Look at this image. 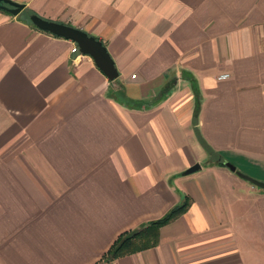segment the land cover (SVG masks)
I'll list each match as a JSON object with an SVG mask.
<instances>
[{
    "label": "crops",
    "instance_id": "0c3cea01",
    "mask_svg": "<svg viewBox=\"0 0 264 264\" xmlns=\"http://www.w3.org/2000/svg\"><path fill=\"white\" fill-rule=\"evenodd\" d=\"M12 1L24 7L0 9V264H95L184 196L156 246L100 264H264V188L218 163L264 181V0ZM30 14L101 40L118 77ZM121 87L137 108L107 96Z\"/></svg>",
    "mask_w": 264,
    "mask_h": 264
},
{
    "label": "trees",
    "instance_id": "16d2710c",
    "mask_svg": "<svg viewBox=\"0 0 264 264\" xmlns=\"http://www.w3.org/2000/svg\"><path fill=\"white\" fill-rule=\"evenodd\" d=\"M31 13V12H30ZM55 36V35H54ZM193 83V82H192ZM172 86H165L157 99H153L147 102H140L139 106L134 105L132 100L128 99L124 91L121 88L118 89H110L107 93V96L112 98L114 101L119 104L126 106L128 108H137L140 106L151 107L153 105L158 104L162 99H164L167 94L170 92ZM198 100V98H197ZM199 109V100L196 102L195 110H194V119L193 122L196 124L197 113ZM200 142L202 146L206 149V151L211 155L213 151L211 148L204 142L203 139L200 138ZM219 164H224L223 160H218ZM190 199L188 196H184L183 199L172 206L166 213H164L159 218L150 220L141 224L139 227L126 230L121 232L113 241L111 246L107 249V251L102 255L100 260H98L95 264H100L101 262H110L118 257H122L125 255L133 254L145 249L152 248L158 244L159 241V230L162 226L166 225L170 221L174 220L176 217L184 213L189 205Z\"/></svg>",
    "mask_w": 264,
    "mask_h": 264
},
{
    "label": "water",
    "instance_id": "95a60500",
    "mask_svg": "<svg viewBox=\"0 0 264 264\" xmlns=\"http://www.w3.org/2000/svg\"><path fill=\"white\" fill-rule=\"evenodd\" d=\"M23 7V4L14 2L12 0H0V9L9 12L12 15H17L23 9ZM29 20L36 28L40 30L73 41L77 45L78 51L82 54L90 56L94 64L106 75L109 80H115L118 77V71L115 67L114 61L101 40L89 35L78 27L53 20H47L38 16L37 14H30ZM224 164L241 178L246 179L260 188H264V181H259L236 170L235 166L229 161H224ZM199 167L200 165L195 163L187 168L184 171V174L192 173Z\"/></svg>",
    "mask_w": 264,
    "mask_h": 264
},
{
    "label": "built area",
    "instance_id": "2783aa9c",
    "mask_svg": "<svg viewBox=\"0 0 264 264\" xmlns=\"http://www.w3.org/2000/svg\"><path fill=\"white\" fill-rule=\"evenodd\" d=\"M72 52H74V53L79 52L78 51V47L76 45H74L72 47ZM226 77H228V74H222V75L219 76V78H226Z\"/></svg>",
    "mask_w": 264,
    "mask_h": 264
},
{
    "label": "rangeland",
    "instance_id": "374dc122",
    "mask_svg": "<svg viewBox=\"0 0 264 264\" xmlns=\"http://www.w3.org/2000/svg\"><path fill=\"white\" fill-rule=\"evenodd\" d=\"M25 16H27V17H28V14H25Z\"/></svg>",
    "mask_w": 264,
    "mask_h": 264
}]
</instances>
